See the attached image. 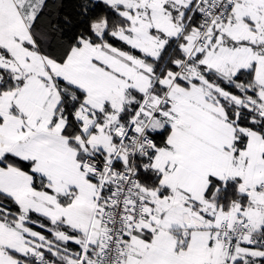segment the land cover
I'll return each instance as SVG.
<instances>
[{
	"label": "snow or ice",
	"instance_id": "snow-or-ice-1",
	"mask_svg": "<svg viewBox=\"0 0 264 264\" xmlns=\"http://www.w3.org/2000/svg\"><path fill=\"white\" fill-rule=\"evenodd\" d=\"M0 264H264V0H0Z\"/></svg>",
	"mask_w": 264,
	"mask_h": 264
}]
</instances>
